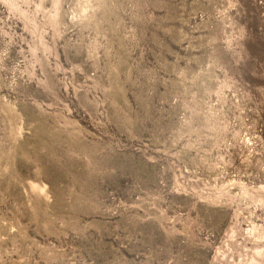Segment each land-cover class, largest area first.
<instances>
[{
  "label": "rangeland",
  "instance_id": "rangeland-1",
  "mask_svg": "<svg viewBox=\"0 0 264 264\" xmlns=\"http://www.w3.org/2000/svg\"><path fill=\"white\" fill-rule=\"evenodd\" d=\"M0 264H264V0H0Z\"/></svg>",
  "mask_w": 264,
  "mask_h": 264
},
{
  "label": "bare ground",
  "instance_id": "bare-ground-1",
  "mask_svg": "<svg viewBox=\"0 0 264 264\" xmlns=\"http://www.w3.org/2000/svg\"><path fill=\"white\" fill-rule=\"evenodd\" d=\"M34 190L38 191L40 194L43 193V190L40 187L32 186Z\"/></svg>",
  "mask_w": 264,
  "mask_h": 264
}]
</instances>
